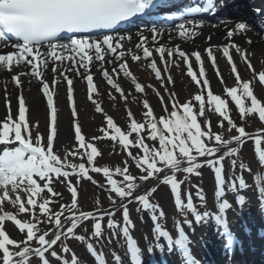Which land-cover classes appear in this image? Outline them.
Returning a JSON list of instances; mask_svg holds the SVG:
<instances>
[{
    "label": "snow or ice",
    "instance_id": "obj_1",
    "mask_svg": "<svg viewBox=\"0 0 264 264\" xmlns=\"http://www.w3.org/2000/svg\"><path fill=\"white\" fill-rule=\"evenodd\" d=\"M173 3L174 0H0V42L14 48L10 53L0 54V68L9 73H12L14 68L26 69L11 75V81L19 90L22 86V77L37 79V82L41 83L42 94L46 97L50 109L49 134L45 140L43 134L37 133L34 142L32 128H37L39 122L30 126L23 94L18 96L16 118L11 114V103L6 96L7 115L3 121H0V146H2L0 209L7 201L17 207L20 214L30 213V219L22 221L12 212L0 211V264H31L32 258H36L39 264H82V261L83 264H88L86 257H91L93 264H108L107 257L98 251L97 244L92 242L101 240L105 227L111 233L108 237L109 241L114 237H122L125 241L126 254L130 257L129 264H142L143 250L130 234L135 225L130 218L128 204L133 202L138 204L136 212L138 214L148 212L153 222V241L147 242L150 255L156 250L163 254L167 247L169 253L174 250L178 252L181 264H199L192 255L191 240L185 232V226L194 232L193 223L201 225L210 221L215 225L218 238L224 241L225 252L231 255L238 241L227 219L228 211L235 208L232 201L226 197L232 193L235 196L236 208L239 209L237 214L243 212L248 199L240 195V192L247 191L250 187L242 175L245 171L253 175L260 211L264 213L262 174L259 172L253 174L250 168H245L243 162H239L241 174L234 173L238 165L236 157L241 151L240 146L246 140L253 138V134L235 122L230 114L228 99L213 94L201 53L195 51L191 55L200 63L199 75L204 77L203 80L199 79L192 70L189 54L182 51L179 46L166 49L165 46L159 45L152 49L147 44L149 37L145 36L143 31L137 32L138 42L134 45L135 49L141 52L145 59H150L153 51L160 55L161 60H164L166 52L170 58L175 54L182 59L188 68L187 74L191 80L197 85H202L200 93L193 98L198 105L193 101L179 104L175 95L170 93L172 110L169 113L163 97L157 93L166 114L157 119L150 104L145 100L143 116L147 123L138 122L131 111H128L127 115L131 121L128 131L117 126L111 116H106V127L100 129L102 135L86 141L77 121L74 125V140L78 143V147L69 154L80 156L82 159L86 156L87 163L72 164L66 160L62 162L60 156L54 153V141L58 138L57 108L54 103V93L44 80L45 70L49 65L52 66L54 84L57 78L66 82L70 101L73 94V79L69 73H75L76 76L86 80L88 99L95 105L96 112L103 113L104 109L92 99V94L97 92V86L90 67L97 66L102 77L126 102L127 96L123 88L113 80L105 65L115 62L118 67L114 66L112 73L117 76L122 73L135 82L136 77L130 71L126 57L130 56L133 62L140 61L142 57L126 47L133 36L128 32L122 33L121 26L132 22L134 18H150L158 15L161 8L169 7ZM219 7H226L224 0H219ZM216 10V0H206L203 6L200 4L187 6L179 13V18L183 22L175 27V31L181 39L197 36L198 30L204 26L205 21L193 18V14H215ZM253 11L257 17V26L264 31V8H256ZM250 29L251 25L248 22H237L234 27L226 30V39L232 41L234 35H244ZM149 31L152 42L158 43V36L167 30L152 26ZM13 37L14 43L11 40ZM208 39L210 40L211 37ZM245 42L252 44L250 38ZM230 48H235L245 59L248 69L252 70V64L246 54L247 49L234 43L223 46V56L227 58L231 66V74L237 81L236 86L224 88L226 97L234 102L241 121L246 122V118L256 117L264 122V102L254 94L251 81L241 80ZM261 51L264 53V49ZM206 54L210 58L215 75L221 84H224V78L217 66V57L211 47L206 49ZM165 63L167 65V62ZM151 69L155 77L162 81L161 70L154 59L151 60ZM168 80L171 82V76ZM258 80L264 87V71L258 74ZM204 88H207L206 92ZM135 89L139 93L144 92V86L139 83L135 84ZM5 92L7 94L6 85ZM206 106L211 111L206 112ZM71 111L75 118L77 108L74 103ZM212 114L217 115L221 132L212 131L210 118ZM198 117L205 121L203 128L198 122ZM146 128L145 136L141 133ZM233 131L235 135H232ZM133 134H136L134 138ZM104 139L118 142L123 152L138 169L140 173L138 176L130 173L128 159L124 161L123 167H116L114 170L97 164V158H102V152L96 142ZM146 139L154 143L158 142V147L150 146L145 142ZM262 139H264V130H260L254 137L257 147L261 145ZM133 149L139 154H134ZM229 158L233 172L231 178L226 179L224 161ZM258 163L264 167V149L258 151ZM202 167H208L214 173L215 211L207 210V199L199 185L193 186L196 188L195 197L200 201L199 205L194 202L191 189L185 194L186 199L182 196V185L185 180L190 182L192 175L201 176L199 170ZM180 172L185 174V180L178 179L177 174ZM93 174H102L106 183L100 184L95 181ZM73 175L80 178L76 182L77 185L80 180L87 179L93 184H98L101 189H107L113 207L99 215L92 211H81L78 206L77 186H74L70 180ZM114 176H118L119 181ZM55 181L66 184L71 195L70 204H60L59 211H52L51 208L54 199L61 196V193L53 188ZM137 181L141 183L138 184ZM150 181H160L169 186L176 210L186 213L182 222L180 219L174 221L177 238L161 226L160 221L165 218V213L158 203H153L151 200L153 194L157 192V186H150L143 193L134 195L143 183ZM9 190L13 195H10ZM20 192L26 193V200L21 197ZM45 192L48 198L42 196ZM96 203L99 205L98 200ZM200 207L206 210L201 212ZM118 210L122 212V223L114 219ZM187 214H191L193 219H188ZM105 216L108 217L106 225ZM89 220H94L91 236L77 234V229L82 223ZM6 223H11L13 228L25 238L23 240L11 238L6 230ZM41 225L46 227L42 228ZM245 231L250 233L251 229ZM261 232H264V229H261ZM67 239L76 240L85 246L84 258L77 257L68 245L63 244ZM33 242L38 246L33 247ZM57 246L60 251L56 250ZM113 264H123V258L119 253L113 255Z\"/></svg>",
    "mask_w": 264,
    "mask_h": 264
},
{
    "label": "rangeland",
    "instance_id": "obj_2",
    "mask_svg": "<svg viewBox=\"0 0 264 264\" xmlns=\"http://www.w3.org/2000/svg\"><path fill=\"white\" fill-rule=\"evenodd\" d=\"M165 46L166 49H174L175 47L167 46L166 44H162ZM151 46V45H150ZM155 46L152 45V49H154ZM250 50V49H249ZM247 49V57L248 60H250L252 64V70L248 69L246 66L245 59L242 57L240 53H238L235 48H230V53L232 55L233 61L235 62L237 66V70L240 74L242 81H251L253 88H254V94L258 96L259 99H261L262 102H264V87L261 86L258 80V74L261 71H264V53H260L259 55H254V52L249 51ZM195 50H189L187 54H189V60L191 65L194 67L195 72L197 74V77L201 80L204 79V77H200L199 75V67L200 63L195 60V57L191 54ZM153 56L150 59H145L141 55V60L138 62H133L130 58V56H127V62L130 71L135 75L136 81L133 82L131 79L125 77L122 73L120 75H116L112 72H109L112 76L113 80L119 84L125 93V96H127V101L119 95L113 89L107 81L104 79L103 82L97 81V92L92 94V99L95 100L97 103L100 104V106L104 109L103 113H98L95 110V105L88 99L87 95V85L86 80H82L81 84L83 87V91L81 95H72V101L69 100V97L67 100H64L63 103L57 104L58 105V138L54 141V153L59 155L61 158V161L64 162L65 160L69 162L70 155L69 153L72 152L74 149L78 147V143L74 140V125L78 121L81 126V132L82 135L85 136L86 141L89 140L92 137L100 136L102 133L100 132V129L102 127H106V116L112 115L115 117L114 119L117 121V126L121 127L122 130L128 131V125L131 123V121L128 118L127 112L131 111L134 118L138 122L147 123L145 120V117L143 116V112L145 111L144 108V101L147 100L150 104L154 115L157 119H159L161 116L165 115L164 108L162 107L161 101L157 95V93L160 94V96L163 97L164 103L168 106V112H171V101L169 99V94H174L176 98V102L179 104H183L188 101H193L194 95L200 93V89L202 85H197L195 82L191 80L189 75L187 74L188 68L184 61L180 59L177 55H173L171 58L168 57L167 52L165 53L164 60H161L160 55L153 51ZM134 54H137V52H134ZM204 53V52H203ZM155 60L157 63V66L161 70V74L163 77V80H159L155 77L154 72L151 69V60ZM203 60V66L207 75V78L210 81V88L213 92V94H219L222 96V98L228 99L229 101V109L231 110V100L230 98L226 97V94L224 92L225 87H233L237 85V81L235 79V76L231 74V66L227 60L226 57L221 56L219 60H217V66L219 69L220 74L224 78V84H221L220 80L215 75V71L213 68V65L210 61V58L207 56L206 53H204V57L202 56ZM167 62V65L166 63ZM116 64V63H115ZM117 65V64H116ZM118 67V65H117ZM171 76V82L168 80V77ZM51 78H49L50 80ZM139 83L144 86V92L139 93L135 89V84ZM40 84V83H39ZM65 88V87H64ZM67 91V90H66ZM204 91H207V88H204ZM111 93V95H110ZM25 103L26 107L29 108L30 102L33 101V98L31 96H25ZM6 98L4 97V100ZM38 99L42 102L41 109L39 111H32L29 110V124L30 126L35 124V122H39V126L37 128H32V135L35 142V137L37 133H41L44 135V138L46 140L48 134H49V125H50V109L47 106L46 97L39 92L38 93ZM44 101H43V100ZM207 99V98H206ZM6 103V102H5ZM75 104L77 108V116L74 118L71 108L72 104ZM194 104L198 105V102H194ZM15 104V110L18 112V100L14 102ZM234 105V104H233ZM171 109V110H170ZM120 111V115L118 113ZM182 111V110H181ZM194 111H196V108L194 107ZM211 111L209 107L206 106V112ZM17 114V113H16ZM234 114L231 110V115ZM233 119L238 125H244V122L240 120L238 114L232 115ZM211 125L212 127L215 126L217 129V132H220V129H218V121H217V115L212 114L211 115ZM198 119H201L202 122H205L203 118L198 117ZM247 120L251 121H259L256 117L246 118ZM216 124V125H214ZM226 124V123H225ZM69 132L70 139L63 141L62 135L65 133L64 131ZM258 132H252L253 138H250L246 140L241 147H244L246 154L248 155L249 160L243 162L245 165V168H250L251 172L253 174L259 172L262 174V177H264V167H261V165L258 163V152L255 148L254 143V137ZM142 135H147V128L142 130ZM135 135V134H133ZM62 140V141H61ZM146 143L150 144L152 146L151 141L147 140ZM118 144V142H116ZM116 143L112 142L109 139H104L101 141H97L96 144L98 148L101 150V152L106 149L109 150V148L112 147V145H117ZM121 148V147H120ZM112 150V148H111ZM0 151H2V148H0ZM83 151V150H81ZM123 151V150H122ZM83 163H87L86 156L82 159L80 156H78ZM128 159V164L131 170L135 171V175L138 176L140 173L138 169L134 166L133 162ZM203 158H201L202 160ZM242 162V161H241ZM225 165V161H224ZM202 175L199 176V179H196L195 184L188 183L187 180H185V174L180 172L177 174L178 179L185 180L184 184L182 185V196L186 199V193L189 189H191V192L193 194L194 202L199 205L200 201L196 199L195 193L196 188L193 187L194 185H199L200 188L203 190L206 199H207V210L215 211V205L213 202V194L215 191V180H214V173L213 171L208 167H202L199 170ZM233 171H229L228 167L225 165V177L226 179L231 178V174ZM236 175H240V168L236 171H234ZM170 174V173H169ZM163 175V174H162ZM244 179L247 181L248 185L250 187L247 191H241L240 195H243L247 197L248 203L244 205L243 212L240 214H237L239 212L235 211H228L227 213V219L229 223H232L235 219V215L237 217H241V215H244L246 211L259 213L260 212V203L257 198V190L256 186L253 182V175L249 174V172L245 171L242 173ZM191 177H196L195 175H192ZM79 180L80 178L77 177ZM95 180V179H94ZM119 181V179H117ZM98 181L100 184H105L106 180L99 179L95 180ZM77 185V184H76ZM150 186H157V192L153 194L151 197V200L153 203H158L160 208L163 209L165 213V218L161 219L160 223L161 226L165 227L168 231L171 232L172 236L174 238L178 237V233L175 230L174 221L176 219H180L182 222L183 216L186 213L178 212L175 208L174 204V197L171 193L169 186L162 184L160 181H150L147 183H143L141 187L138 188L136 195L143 193L147 188ZM79 197L78 199L81 200V204L84 205L83 210H89L92 212H96L97 215L101 214V212L106 213L108 210H110L113 205L111 204L110 194L107 189H101L98 184H93L89 182L87 179L80 180V183L77 185ZM10 191V195H13ZM2 194V192H0ZM20 195L23 199H27L26 193L20 192ZM235 196L232 193H229L227 195V199L233 202V198ZM97 200L99 201V205L96 203ZM119 203V201H117ZM128 207L130 209V218L132 222L134 223L135 227L130 231V234L132 237H134L139 244V247L143 250V252H148L147 249V242L153 241V222L150 219L148 212H143L141 214H138L136 212V208L138 207V204L133 202L129 203ZM92 209V210H90ZM81 210V211H83ZM199 210L203 212L206 210L203 207H200ZM0 211H9L13 214L18 215V218H20L22 221H28V216L26 214H20L18 212V208L14 207L11 203L5 202L2 206V209ZM247 212V213H248ZM118 214L116 218H114L116 221L122 223V212L116 211ZM188 219H193V216L191 214H187ZM108 217L106 216L104 220V224H107ZM90 221V220H89ZM211 222V221H210ZM94 220H91L89 224L87 222L82 223V225L77 229V234H83L86 237L91 236L92 232V226H93ZM204 224H201V226ZM206 225V224H205ZM186 227V226H185ZM11 229H14L11 223H6V230L10 231ZM111 236V233L109 230L105 227L104 236L101 238L99 242L93 240L92 242L97 244V250L101 251L102 254H104L107 257L108 264H110V258L112 256L111 251L112 249L119 244H125V241L123 238H112L110 241L108 237ZM13 239L17 240H23L25 237L23 235H18L16 237H11ZM63 244H66L70 247V249H73L77 255V257L84 258L83 250L84 245L80 242L73 240V239H67L63 241ZM191 245L194 246V244L191 243ZM33 247L38 246L35 242L32 244ZM57 251H60L59 246L56 248ZM160 253V251L156 250ZM175 256L180 259V256L177 251H175ZM70 258V256H69ZM200 259V257L198 256ZM181 260V259H180ZM31 264H39V261L36 258L31 259ZM83 264V261H82Z\"/></svg>",
    "mask_w": 264,
    "mask_h": 264
},
{
    "label": "bare ground",
    "instance_id": "obj_3",
    "mask_svg": "<svg viewBox=\"0 0 264 264\" xmlns=\"http://www.w3.org/2000/svg\"><path fill=\"white\" fill-rule=\"evenodd\" d=\"M255 4V8H259V5L262 4V0H230L226 7L222 9V11L229 12L231 17L226 20V22L221 26H215L214 24H204L202 28L198 30V35L195 37H188L185 39H181L179 35L177 34L174 29H167V31H164L162 34L163 37L158 36V43H154L151 40V34L149 33L144 34L145 36L149 37V40L147 42L148 46L152 48V45L158 47L159 45H162L163 43L167 46L176 47L179 46V48L184 51L185 53L189 52V50H197L201 53V56L204 57V53H206V49L211 47L213 50V54L217 57V60L221 56H223L222 48L224 45L228 43H234L239 45L240 47L244 49H250L249 51H253L254 55H259L264 49V31H261L259 28H255V23H257V17L256 14H254L253 8L251 4ZM240 13L243 14L239 15ZM244 16H251L253 20H250L251 22V29L245 33L244 35L236 34L232 38V41H229L226 39V30L228 28L234 27L235 23L241 22V21H247L245 20ZM254 22V23H253ZM133 39L129 42H127L126 47L131 48L132 51L137 52V54L142 55L141 52L135 49L134 45L138 42V36L132 35ZM211 37L209 40L208 38ZM251 39L252 44L249 45L245 42L246 39ZM1 43L4 42H0ZM151 45V46H150ZM11 50V49H10ZM204 52V53H203ZM5 54L6 50L1 49L0 47V54ZM108 59V57H106ZM114 66H117L115 62L113 64H106L105 67H107L109 72H112V68ZM51 65H49V68L45 70L44 72V78L48 79L53 78V74L51 72ZM26 71L24 68H14L12 73H9L8 71L4 70L3 68H0V121H3L6 118L7 110L5 107L6 99L4 100V97L10 100L11 103V114L13 118H16L17 112L15 110V104L18 100V96L22 93L23 96H31L33 98V101L30 102L29 110L32 111H39L42 106V102L40 99H38V93H42V88L39 82L35 78H29V77H22V86L18 90L13 82L11 81L10 77L11 75ZM90 72L93 74L94 80L97 79L100 83L103 82L104 78L102 77V74L100 71H98L97 66L90 67ZM70 77L73 79V95L76 97V95H81L82 93V84L81 81L83 80L81 77L76 76L75 73H69ZM82 79V80H81ZM53 81V80H51ZM96 81V82H97ZM5 85L7 86V94L5 92ZM51 87L53 88L54 96H55V102L56 107L57 104L63 103L64 100L68 99V90L66 82L60 80L57 78V82L55 84H52ZM65 87V88H64ZM67 90V91H66ZM43 100V99H42ZM44 101V100H43ZM62 135V140H69L70 134L69 132L64 131ZM61 140V141H62ZM233 206L235 210H230L232 212L238 211V208H236L235 205V197L233 198ZM248 213H244V215H241V217H237L235 215V219L233 222V233L241 239L240 246L237 249L236 257L237 259L240 258L241 264H262L264 262V239L263 235L257 231L255 233V237L251 238L247 236L246 233H240V228L243 227V225L246 224V226H249L252 221L250 220L251 217L247 216ZM259 219V217H257ZM261 224L260 219L258 220V228ZM193 228L195 229L194 232L190 231L187 226L185 227V232L190 237V240L192 243H194L197 252L199 253L200 257H203V264H226L225 258L226 252L224 249V244L221 243V240L217 239V231L215 230V225L212 222L207 223L206 225H196L193 223ZM10 234V237H16L20 235L18 231L14 228L8 231ZM204 246V247H202ZM209 246H211L216 251V260L211 261L210 254H209ZM126 244H119L117 245L113 251L112 255L115 253H119L120 256L123 258V264H129L130 257L126 254ZM175 250L171 253L168 252L167 247H165L163 254L157 251H154L153 254H149V252H143L142 259H144V264H181L178 263V259L175 256ZM85 257V251L83 250V254ZM88 264H93L91 257H86ZM111 264H113V259L111 260Z\"/></svg>",
    "mask_w": 264,
    "mask_h": 264
},
{
    "label": "trees",
    "instance_id": "obj_4",
    "mask_svg": "<svg viewBox=\"0 0 264 264\" xmlns=\"http://www.w3.org/2000/svg\"><path fill=\"white\" fill-rule=\"evenodd\" d=\"M244 127L246 128V131L249 133L259 132L260 130H264V122H261V121H254V122L248 121L247 122L246 121ZM216 130H217L216 128L212 129V131H214V132ZM235 134L236 133L233 131L232 135H235ZM153 144L156 147H158V142H155V143L153 142ZM240 154L241 155H238V157H236L238 162H241L242 160H244L245 159L244 157L246 155L244 150H242ZM124 158L125 157H124L123 153L120 150H118V148L112 147V150L109 149V150H107V152L102 153V158H99V161H100V165L108 166L114 170L116 167H123L124 166V161H125ZM230 167H231V165H230ZM130 173L132 175L136 176L131 170H130ZM98 175H100V174H98ZM137 183L139 184L141 182L137 181ZM53 188L56 192L61 193V196L54 199V202L52 203L51 208H52V211H59L60 204H65V205L70 204L71 196L69 194L68 187L66 184H61L59 181H55L53 183ZM42 196L45 198H48L47 192L43 193ZM78 206H79V208L82 207V206H80V203H78ZM36 211H37V215H39V209L38 208ZM41 219H43V217H41Z\"/></svg>",
    "mask_w": 264,
    "mask_h": 264
}]
</instances>
